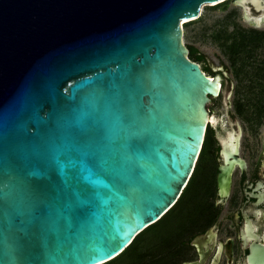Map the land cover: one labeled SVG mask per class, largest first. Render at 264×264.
<instances>
[{
    "label": "water",
    "instance_id": "water-1",
    "mask_svg": "<svg viewBox=\"0 0 264 264\" xmlns=\"http://www.w3.org/2000/svg\"><path fill=\"white\" fill-rule=\"evenodd\" d=\"M223 1L0 0V264H54L37 213L45 204L53 219L65 204L82 210L61 264H104L173 207L217 95L180 22ZM242 4L264 19V0ZM121 114L137 117L135 156L116 134ZM93 126L96 167L73 179L56 157Z\"/></svg>",
    "mask_w": 264,
    "mask_h": 264
},
{
    "label": "flooded vegetation",
    "instance_id": "flooded-vegetation-1",
    "mask_svg": "<svg viewBox=\"0 0 264 264\" xmlns=\"http://www.w3.org/2000/svg\"><path fill=\"white\" fill-rule=\"evenodd\" d=\"M234 1L240 19L227 46L231 65L213 69L201 54L217 95L209 97L186 187L170 211L104 264H264V19L245 22V0Z\"/></svg>",
    "mask_w": 264,
    "mask_h": 264
},
{
    "label": "snow or ice",
    "instance_id": "snow-or-ice-1",
    "mask_svg": "<svg viewBox=\"0 0 264 264\" xmlns=\"http://www.w3.org/2000/svg\"><path fill=\"white\" fill-rule=\"evenodd\" d=\"M137 117L125 116L121 114L118 118V124L116 134H125L124 145L126 150L135 156L141 150V144L139 137L132 131L135 126ZM100 130L95 126L87 129L83 133L73 134L66 152L63 154L65 159L61 160L60 157H56V164L63 171L65 168H71L73 170V179H79L84 173H93L96 167V155L93 152V144L96 142V138L100 135ZM134 170L137 173L143 171L138 166H135ZM82 210H78L71 203L57 209L55 218L50 210V206L45 204L37 209L38 219L40 221V228L46 232L47 241L49 247L53 250V254L49 257L54 264H61V261L67 257H61L62 244L70 239L72 229L75 227V214ZM49 221L51 223L49 224ZM61 222L66 223L69 228L68 232L62 234L60 229ZM100 251H104L103 248ZM98 259V257H97Z\"/></svg>",
    "mask_w": 264,
    "mask_h": 264
},
{
    "label": "rangeland",
    "instance_id": "rangeland-1",
    "mask_svg": "<svg viewBox=\"0 0 264 264\" xmlns=\"http://www.w3.org/2000/svg\"><path fill=\"white\" fill-rule=\"evenodd\" d=\"M239 19L240 9L236 6L234 0H227L220 4L213 3L203 5L198 18L191 22L184 23L182 28L183 44L187 48L194 47L199 53L204 55L213 69L218 67L221 63L231 65V61L228 58L230 55L227 51V46L230 42L229 36L235 34V24L238 23ZM181 23L182 21L180 25ZM240 23L243 24L242 21H240ZM245 25L247 26V24ZM260 51L264 52L263 49ZM199 64H201L202 67L204 66L203 63ZM184 198L185 196L178 206L184 204ZM174 211L176 210H172L169 215L172 216ZM183 217L185 216L183 215ZM184 220L183 218L180 221H175L170 224L182 225ZM164 225H169V218L165 220Z\"/></svg>",
    "mask_w": 264,
    "mask_h": 264
},
{
    "label": "trees",
    "instance_id": "trees-1",
    "mask_svg": "<svg viewBox=\"0 0 264 264\" xmlns=\"http://www.w3.org/2000/svg\"><path fill=\"white\" fill-rule=\"evenodd\" d=\"M189 59L196 63H201L204 59L201 53H199L194 47H188Z\"/></svg>",
    "mask_w": 264,
    "mask_h": 264
},
{
    "label": "bare ground",
    "instance_id": "bare-ground-1",
    "mask_svg": "<svg viewBox=\"0 0 264 264\" xmlns=\"http://www.w3.org/2000/svg\"><path fill=\"white\" fill-rule=\"evenodd\" d=\"M225 1H227V0H225ZM225 1H223V2H225ZM242 4V3H241ZM215 5V4H214ZM243 5V4H242ZM249 15H248V13H247V11L245 10V15H244V19H245V22H249V23H251V24H253V20L251 19V17H248ZM185 22H188V21H182V23H181V28H183V25H184V23ZM257 24H259V23H257Z\"/></svg>",
    "mask_w": 264,
    "mask_h": 264
}]
</instances>
